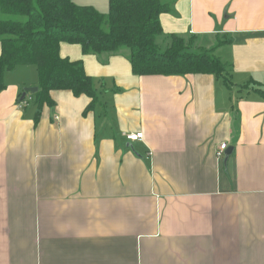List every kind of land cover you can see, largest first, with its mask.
<instances>
[{
  "label": "crops",
  "instance_id": "crops-1",
  "mask_svg": "<svg viewBox=\"0 0 264 264\" xmlns=\"http://www.w3.org/2000/svg\"><path fill=\"white\" fill-rule=\"evenodd\" d=\"M166 1L160 38L228 42L217 52L229 85L138 76L128 50L62 43L99 103L87 112L91 98L57 90L40 111L21 98L39 88L37 68L5 72L0 264H264V0ZM77 2L108 11V0Z\"/></svg>",
  "mask_w": 264,
  "mask_h": 264
},
{
  "label": "trees",
  "instance_id": "trees-1",
  "mask_svg": "<svg viewBox=\"0 0 264 264\" xmlns=\"http://www.w3.org/2000/svg\"><path fill=\"white\" fill-rule=\"evenodd\" d=\"M108 1L103 14L76 0H0V92L6 88L5 72L32 65L40 78L33 94L40 111L54 106L52 93L57 90L91 98L87 112L96 107L94 79L81 62L61 57L62 43L80 45L85 54L95 55L127 49L138 76L211 74L229 85L231 65L215 54L220 43L206 47L196 36L174 35L166 47L158 44L163 35L160 16L170 10L166 0Z\"/></svg>",
  "mask_w": 264,
  "mask_h": 264
},
{
  "label": "built area",
  "instance_id": "built-area-1",
  "mask_svg": "<svg viewBox=\"0 0 264 264\" xmlns=\"http://www.w3.org/2000/svg\"><path fill=\"white\" fill-rule=\"evenodd\" d=\"M27 105V102L23 101L21 103H19V107H24ZM58 119V118H56ZM126 139L128 142H142V140L144 139V134L142 133H133V134H127L126 135ZM228 146L226 143L220 144L217 147L216 150V157L218 160H223V158L226 156V152L228 150Z\"/></svg>",
  "mask_w": 264,
  "mask_h": 264
},
{
  "label": "rangeland",
  "instance_id": "rangeland-1",
  "mask_svg": "<svg viewBox=\"0 0 264 264\" xmlns=\"http://www.w3.org/2000/svg\"><path fill=\"white\" fill-rule=\"evenodd\" d=\"M76 2H77V0H76ZM79 4V3H78ZM164 38H160V40H159V42H158V44H160L161 46H163V47H166L168 44H169V42H168V40H163ZM204 43L206 44V47H210V45L213 43V45L214 46H216L217 44H219L220 43V45L221 46H223L224 45V42L223 41H221V40H219V41H215V42H213V41H208V40H206V42H205V40H204ZM199 43L197 42V41H195V44H194V46L196 47V45H198ZM219 48H220V46H219ZM219 48L216 50V56L217 57H219V55H218V52L217 51H219ZM126 51H127V49H125ZM127 52H129V51H127ZM26 101L28 102L29 101V106L31 107V106H33V94H31V93H28V95H27V98H26Z\"/></svg>",
  "mask_w": 264,
  "mask_h": 264
},
{
  "label": "water",
  "instance_id": "water-1",
  "mask_svg": "<svg viewBox=\"0 0 264 264\" xmlns=\"http://www.w3.org/2000/svg\"><path fill=\"white\" fill-rule=\"evenodd\" d=\"M38 90H39V88H37V87H27V88L24 89V91H23V96H22V98L25 99L26 96L28 95V93L36 94V93H38ZM232 152H233V149H229V150L226 152V161H227L228 157L232 154Z\"/></svg>",
  "mask_w": 264,
  "mask_h": 264
}]
</instances>
